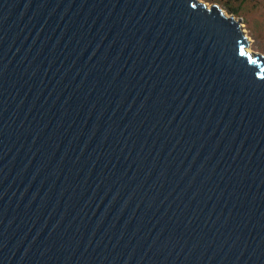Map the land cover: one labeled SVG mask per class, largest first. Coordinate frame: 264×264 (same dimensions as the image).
Segmentation results:
<instances>
[{"label": "water", "instance_id": "water-1", "mask_svg": "<svg viewBox=\"0 0 264 264\" xmlns=\"http://www.w3.org/2000/svg\"><path fill=\"white\" fill-rule=\"evenodd\" d=\"M198 0H0V264H264V56Z\"/></svg>", "mask_w": 264, "mask_h": 264}, {"label": "rangeland", "instance_id": "rangeland-1", "mask_svg": "<svg viewBox=\"0 0 264 264\" xmlns=\"http://www.w3.org/2000/svg\"><path fill=\"white\" fill-rule=\"evenodd\" d=\"M207 6L216 5L236 20L240 18L247 51L264 56V0H198Z\"/></svg>", "mask_w": 264, "mask_h": 264}]
</instances>
